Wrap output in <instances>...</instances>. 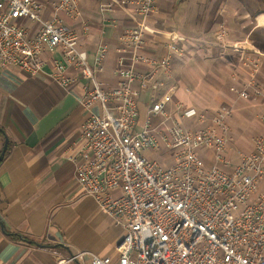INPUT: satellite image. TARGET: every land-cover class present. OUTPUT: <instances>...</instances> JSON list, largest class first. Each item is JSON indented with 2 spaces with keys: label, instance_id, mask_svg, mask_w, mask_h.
I'll list each match as a JSON object with an SVG mask.
<instances>
[{
  "label": "built area",
  "instance_id": "built-area-1",
  "mask_svg": "<svg viewBox=\"0 0 264 264\" xmlns=\"http://www.w3.org/2000/svg\"><path fill=\"white\" fill-rule=\"evenodd\" d=\"M121 3L132 6L138 21L119 35L116 83L107 87L96 78L107 45L100 43L89 63L77 49L76 30L65 23V17L80 14L78 0L52 1L48 18L41 0H0V66L34 76L45 63L42 51L59 49L62 60L53 61L51 78L66 90L85 79L77 95L87 111L79 129L82 144L70 160L83 194L124 229L115 247L116 263L109 256L81 252L57 258L55 264L85 253L89 264H264V134L255 136L253 149L228 169L230 104L210 113L177 101L169 111L172 92L167 91L147 105L141 122L135 96L165 86L172 73L170 55L145 51V22L157 10L156 0ZM21 19L39 23L34 36L18 23ZM226 34L221 23L219 35ZM166 47L170 54H181L172 43ZM243 65L248 79L229 90L240 99H264L257 80L259 57H245ZM68 66L77 67L78 76L69 75ZM191 118L210 124L186 126L183 120ZM259 120L264 125V115ZM201 150L209 152L208 166ZM164 151L172 158L168 166L145 155Z\"/></svg>",
  "mask_w": 264,
  "mask_h": 264
},
{
  "label": "crops",
  "instance_id": "crops-1",
  "mask_svg": "<svg viewBox=\"0 0 264 264\" xmlns=\"http://www.w3.org/2000/svg\"><path fill=\"white\" fill-rule=\"evenodd\" d=\"M41 1L48 18L54 0ZM121 1L78 0L80 14L65 17L78 34L77 49L86 53L89 63L97 46L107 45L96 72L107 87L116 83L113 63L119 35L138 21L132 6ZM156 5L145 22V51L157 57L169 54L172 73L164 87L135 96L139 120H144L147 105L167 91L172 92L169 111L177 101L210 113L228 103L233 110L228 120L231 141L242 138L245 153L250 152V131L264 134L263 123L254 116L264 115V99H240L229 86L248 79L243 59L253 55L260 59L257 80L264 86V0H156ZM18 23L29 37L39 29L35 21ZM221 23L225 37L219 35ZM168 43L181 54H170ZM41 56L45 63L34 76L0 66V154L6 147L0 159V264H55L57 258L81 252L109 256L116 263L115 247L124 229L83 194L70 160L82 144L79 129L87 111L77 95L86 81L78 78L66 90L50 76L53 61L62 60L60 50L45 49ZM67 73L78 76V69L68 66ZM183 123L198 127L210 120ZM231 141L228 169L239 162L232 159ZM200 155L208 166L209 152L201 150ZM87 253L65 264H89Z\"/></svg>",
  "mask_w": 264,
  "mask_h": 264
},
{
  "label": "rangeland",
  "instance_id": "rangeland-1",
  "mask_svg": "<svg viewBox=\"0 0 264 264\" xmlns=\"http://www.w3.org/2000/svg\"><path fill=\"white\" fill-rule=\"evenodd\" d=\"M254 116H255V119H257L259 121V116L260 115H254ZM139 128L140 127H138V129ZM241 130H244V129L241 128ZM258 134L259 133L257 131H255V130L250 131L251 137H255ZM231 144H232L231 145L232 146V154H231L232 155V159H238L239 158V160H240L241 155H243L245 153L244 140L242 138L234 137V140H233V142ZM161 153L162 152H146L145 155L148 156V157L152 156L153 158L159 160L163 166L170 165L172 163V158L170 156V153L167 152V151H164V154L168 158L166 161L162 160V157H161L162 154Z\"/></svg>",
  "mask_w": 264,
  "mask_h": 264
},
{
  "label": "water",
  "instance_id": "water-1",
  "mask_svg": "<svg viewBox=\"0 0 264 264\" xmlns=\"http://www.w3.org/2000/svg\"><path fill=\"white\" fill-rule=\"evenodd\" d=\"M5 146L3 147V149H2V151H1V154H0V159H1V157H2V155H3V153H4V151H5Z\"/></svg>",
  "mask_w": 264,
  "mask_h": 264
}]
</instances>
